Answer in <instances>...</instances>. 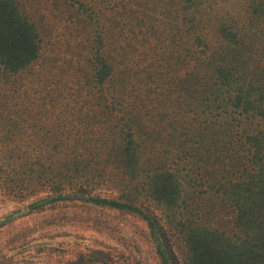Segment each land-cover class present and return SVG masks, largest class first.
<instances>
[{"label":"trees","instance_id":"trees-1","mask_svg":"<svg viewBox=\"0 0 264 264\" xmlns=\"http://www.w3.org/2000/svg\"><path fill=\"white\" fill-rule=\"evenodd\" d=\"M0 190L264 264V0H0Z\"/></svg>","mask_w":264,"mask_h":264},{"label":"rangeland","instance_id":"rangeland-1","mask_svg":"<svg viewBox=\"0 0 264 264\" xmlns=\"http://www.w3.org/2000/svg\"><path fill=\"white\" fill-rule=\"evenodd\" d=\"M117 190L105 187L100 197L113 198ZM41 197L48 194L19 200L18 195L0 190V264H166L144 215L87 197L43 208L30 206ZM153 207L163 213L156 203ZM174 233L170 264H185L183 239ZM99 250L105 255L91 260Z\"/></svg>","mask_w":264,"mask_h":264}]
</instances>
